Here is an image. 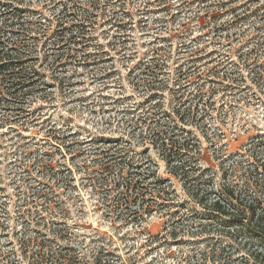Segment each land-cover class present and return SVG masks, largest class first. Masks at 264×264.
Returning <instances> with one entry per match:
<instances>
[{
	"label": "rangeland",
	"instance_id": "obj_1",
	"mask_svg": "<svg viewBox=\"0 0 264 264\" xmlns=\"http://www.w3.org/2000/svg\"><path fill=\"white\" fill-rule=\"evenodd\" d=\"M20 24L25 84L0 82V264H209L235 245L168 165L198 151L209 185L239 191L264 163V0H0L5 54ZM157 132L189 154L167 164Z\"/></svg>",
	"mask_w": 264,
	"mask_h": 264
},
{
	"label": "trees",
	"instance_id": "obj_2",
	"mask_svg": "<svg viewBox=\"0 0 264 264\" xmlns=\"http://www.w3.org/2000/svg\"><path fill=\"white\" fill-rule=\"evenodd\" d=\"M16 29L15 35L17 34V37L13 43L11 42L13 48L10 47L7 54L4 53L3 49L0 50V69L3 68L6 71L0 82L6 84V94L10 97L15 87L25 84L20 83V78L25 74L26 69L22 66L23 63L20 62L18 51L25 48V40L28 38L26 36H29L30 33L28 28L21 24ZM9 59L11 60L7 61L8 63H2ZM181 120L179 119L177 122ZM177 122L175 124H178ZM181 122H184L182 125L189 124L193 126L199 124V121H194L193 118L190 123L185 120ZM163 128L164 126L162 130ZM160 134V132H157V135L153 134L156 138L150 144L160 152L161 156H165L163 158L167 164L177 158L176 156L185 157L189 154L184 144L178 145V141H175L174 137L173 139L165 137L164 140H159L158 135ZM198 155L199 152L196 151L195 157L191 160L184 161L180 158V165L174 167L168 165V172L174 178L186 181L183 186L185 192L202 209L222 223L220 230L224 232L230 243L232 241L235 243L231 246L226 244L219 250H210L208 254L210 256L207 258L205 255L204 261L206 263L209 261V264H264V163L252 167L254 174L251 180L246 179L245 189L235 190L233 185L225 182L215 189L212 185H209L210 176L201 173ZM186 167L189 168V171ZM258 173H260L261 178ZM188 184H191L192 187L187 188L186 185ZM127 185L125 192L129 191L131 183ZM142 209L141 207H126L130 215H135L141 212ZM132 212L134 213L132 214ZM204 230L205 228L200 226V233H203ZM238 252L242 253L241 256L234 258V254ZM48 256L50 259L55 260L49 264H67L69 262L67 254H60L55 251L51 255L46 254V257ZM36 257L40 260L46 258L45 253H41V251L37 253Z\"/></svg>",
	"mask_w": 264,
	"mask_h": 264
}]
</instances>
